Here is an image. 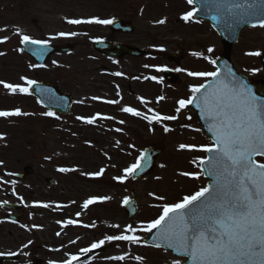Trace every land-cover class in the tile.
Returning a JSON list of instances; mask_svg holds the SVG:
<instances>
[{"label":"rangeland","instance_id":"1","mask_svg":"<svg viewBox=\"0 0 264 264\" xmlns=\"http://www.w3.org/2000/svg\"><path fill=\"white\" fill-rule=\"evenodd\" d=\"M193 7L187 0H0V29H6L0 31V37H9L7 42L0 44V52L4 53L0 55V80L23 83L19 77L26 76L36 81H52L60 90L75 97L70 112L57 119L41 115L47 110L39 106L32 96L10 94L0 85V110L19 107L30 113L28 116L0 117V133L4 135L0 139V202L16 200L14 202L20 203L23 211L22 221L17 226L3 221L2 246L6 253L17 255V264L34 263L36 259L40 260L39 264H50V260L58 264L64 258L56 254L68 252L73 241L82 238L84 246L89 247L105 235L119 234L127 224L135 227L156 218L161 211L156 205L174 203L205 186L207 178L203 175L198 179L180 175L182 172L199 171L191 160L205 156V153L180 150L178 145H203L210 141L199 129L195 113L189 106L179 114L175 108L178 99L191 95L190 85L205 82V78L192 77L187 73L214 71L209 60H215L222 47L216 32L206 22L195 18L187 22L181 19ZM93 16L111 20L123 17L133 24L134 32L111 36L108 24L67 23V19ZM161 19L165 20L164 24L156 23ZM17 27L34 39L53 37L49 44L59 46L73 42L75 47L70 54L51 55L43 67L30 68L29 65L35 63L23 51H17L22 46L19 35L15 34ZM58 32H76L78 35L58 37ZM239 36L238 42L232 46V62L264 92V69L260 65V56L246 55L254 51L264 54V28H243ZM108 37L122 44L138 46L147 52L146 56L142 59L125 58L119 63L101 58L94 52L92 41ZM209 47L213 48L211 53L207 51ZM178 52L182 59L178 65L166 61L168 54ZM193 52L201 55L193 56ZM205 56L209 59H204ZM114 66L116 72L122 73L121 76L107 73ZM168 66L174 70L183 69L177 71L178 83L170 84L162 79L160 70ZM252 68L260 71L255 74L247 71ZM153 76L157 79H150ZM94 96L102 99H91ZM161 96L164 99L157 102V97ZM138 97H143L147 103L142 104ZM107 100H119V103L108 104ZM124 106L144 113L152 108L162 115H178V118L149 124L140 117L122 112L120 109ZM96 113L114 119L106 120L100 127L102 129L79 124L78 116ZM120 120L124 123L120 124ZM165 126L171 131L164 132ZM116 128L122 131L116 132ZM145 145L162 149L151 173L137 180L129 176L123 183L113 180L112 177L121 175L122 169L135 162ZM62 167L76 170L60 172L58 169ZM102 167L105 172L101 177L84 174L99 171ZM26 168L28 174L24 172ZM9 173L24 174V177L19 180ZM46 178L56 180L54 189L45 183ZM60 178L67 180L70 186L64 193L62 190L66 185L60 183ZM11 181L15 183H9ZM131 194L137 201L138 210L129 219L123 201ZM90 196L109 199L83 209V201ZM157 196H163L164 200L156 199ZM34 202L51 206L43 208L35 206ZM1 211L6 212L4 209ZM64 213L78 221L80 230L75 229L76 224L57 223L69 220ZM93 223L95 227H85ZM113 224H119L120 229L111 228ZM67 225L74 227H71L73 233L65 232ZM138 234L144 239L152 233ZM97 249L96 264H141L133 258L137 255L144 258L143 264H171L175 258L184 259L161 248L146 244L129 245L123 241L106 243ZM125 252L129 255L123 261L109 259ZM49 253H54V257H49Z\"/></svg>","mask_w":264,"mask_h":264},{"label":"snow or ice","instance_id":"2","mask_svg":"<svg viewBox=\"0 0 264 264\" xmlns=\"http://www.w3.org/2000/svg\"><path fill=\"white\" fill-rule=\"evenodd\" d=\"M200 0H187L189 5ZM208 4H203L201 9L193 7L185 12L181 19L190 21L197 11H202ZM216 15L214 20L220 21L225 16H236L240 20L246 18L255 22L252 27L259 26L264 28V8H257L254 4H248L246 7L241 4L230 3L229 0H214ZM240 11L237 12L236 10ZM111 19H100L91 17L88 19H67L68 24H111ZM158 24H164L165 20L156 21ZM6 29H0L5 31ZM15 34L19 35L21 45H40L41 52L49 44V39H34L29 35L23 34L20 28L15 29ZM76 32H58L56 36H76ZM9 40L8 36L0 37V44ZM23 51V48L17 49ZM209 53L213 48L207 49ZM193 56H200L201 53L193 52ZM0 55L4 53L0 52ZM246 55L259 56V51L248 52ZM208 60V57H204ZM213 65L215 60H209ZM55 64L56 62L53 61ZM30 68L43 67V65L30 64ZM145 67H149L145 65ZM183 71V69H175ZM247 71L255 74L259 69L252 68ZM189 76L205 78L204 83L189 86L191 95L186 99L181 98L176 101L175 112L179 114L182 109L189 105H195L200 109L202 118L205 119L207 130L211 133L212 140L209 144L195 145L181 143L178 145L180 150L201 151L207 155L194 157L191 163L199 168L196 172H182L180 175L198 179L201 175L209 177V183L200 187L197 191L189 195H184L174 203H164L156 205L160 207V214L148 221L141 222L138 226L127 224L119 234L105 235L102 239L93 241L89 247L81 248L80 254L91 252L93 249L101 248L106 243L114 241L127 242L129 245H140L147 243L138 234L139 232L153 233L154 240L163 241L166 249L177 253L180 257L171 261V264H264V98L257 96L253 89L249 87L241 78L237 77L231 68L225 66V70L217 67L214 71H189ZM115 76H121L122 73H113ZM149 79V77H144ZM156 80L155 76L150 77ZM19 80L23 83H10L0 80L3 86L10 94L31 95L30 89L37 82L26 76H20ZM119 95V91H117ZM93 100H100L101 97H92ZM142 104L147 101L143 97H138ZM164 97H157V102ZM82 103V101H80ZM108 104H118L119 100H107ZM124 113L140 117L149 124L153 122L176 120L178 115H162L152 108L147 109V113L141 112L136 108L124 106L120 109ZM30 113L22 111L19 107L12 110H0V117H19L28 116ZM46 117H56V113L49 110L41 113ZM85 124H95L98 119L112 120V116H104L96 113L91 116H78ZM190 119V117H189ZM120 124L124 121L120 120ZM185 127H187L185 125ZM151 130V129H150ZM116 132L122 131L120 128ZM171 129L164 127V132ZM199 131V129H196ZM4 135L0 133V139ZM120 141H116L119 145ZM130 147H132L130 145ZM107 155V153H105ZM259 158V159H258ZM147 157L141 152L136 157L134 163L122 169V174L112 177L113 180L123 183L129 176H134L138 169L142 168V161ZM164 167V165H160ZM60 172H71L76 169L59 168ZM105 172L102 167L99 171L84 173L90 177H101ZM8 175H13L9 173ZM9 183L14 184L15 181ZM15 194V192L13 193ZM153 196V193H149ZM21 202H23V199ZM106 196H90L82 204L83 209L97 202L108 200ZM156 199L164 200L163 196H157ZM128 198L125 197L123 203L128 204ZM3 204L8 201L0 202ZM35 206L49 208L48 203L34 202ZM57 207H61L57 205ZM77 217L80 213H76ZM57 223L76 224V220L57 221ZM85 227H95L85 225ZM113 229H120L119 224L110 225ZM60 233H57L59 236ZM31 243V242H29ZM74 243V242H73ZM160 248L161 244L154 245ZM2 255V253H0ZM129 253L109 257L117 261H123ZM136 261L143 264L142 256L133 257ZM79 256L70 255L68 259L60 264H73L78 261ZM56 264V262H50Z\"/></svg>","mask_w":264,"mask_h":264},{"label":"water","instance_id":"3","mask_svg":"<svg viewBox=\"0 0 264 264\" xmlns=\"http://www.w3.org/2000/svg\"><path fill=\"white\" fill-rule=\"evenodd\" d=\"M230 3L234 4H241L244 5L245 7L248 4H254L257 8H264V0H229ZM203 4H208V7H204L202 11H197V13L194 14L195 18H201L203 20H206L216 31L218 36L220 37L223 51L221 53V56L216 59V68L219 67L221 68L222 71L225 70V66L228 68H231L232 71L236 74L237 77L241 78L246 84L249 85L254 91V93L259 96L264 98V93L258 92L255 89V86L246 78L244 75L242 76L239 74L237 69L234 67V65L231 62L230 54H231V46L235 42H237L239 38V32L241 31L242 28L244 27H252L251 24L255 22L252 19L246 18L245 20H240L238 17L233 16V17H228L225 16L222 20L217 21L213 19V16L216 15V10L214 7V0H200V2H194V6L199 10L202 8ZM237 12L240 10L237 9ZM110 30L111 31H119V32H126V33H132L133 28L130 22L127 21H122L115 19L111 24H109ZM94 47L96 51L99 53H104L107 55H115L118 58L123 57L125 54L135 56V55H142L144 51L138 49V48H132L127 45H120L117 43H109L105 41H95ZM23 51L30 56H32L37 63H45L47 58L49 57L50 54L52 53H60V52H70L72 49V44L66 45V46H55L48 44L46 48L43 49V54H40L41 52V46L40 45H23L22 46ZM168 60L170 62H175L178 63L181 58V56L178 55H169ZM261 63L262 67H264V56H261ZM163 71V76L164 79L167 82L171 83H176L177 81V75L175 74L174 71H171L170 69H165ZM31 95H34L35 98L38 99L39 103L45 107L46 109L53 110L54 112L58 114H66L69 110V106L72 102V97L63 91H59L58 87H56L55 84L53 83H47V82H37L35 85L32 86L30 89ZM192 107L197 113V117L199 119V123L201 124V128L204 129L205 133L208 134L210 139L212 140L211 133L208 132L207 130V125L206 121L204 118H202L200 109L196 108L195 105H189ZM147 157L146 160H143L142 163V168L138 169L136 174L134 176H131L133 180L139 179L141 176L147 174L149 171H151V168L153 166L155 157L160 154V151L155 149L154 147L150 146L144 149L143 151ZM207 155V154H206ZM26 172H28V169H26ZM204 177H209L207 175H204ZM49 182H51L49 180ZM210 181L208 180L206 185ZM128 204H124V209L128 215V218H131V216H134L136 214L137 206H136V201L134 198L128 199ZM5 207L9 208H16L19 209L18 204H2ZM8 218H11L10 220L12 221H17L18 218L15 217V215H8ZM155 230L153 231V234L145 239L147 243H144L149 246H153L157 243L161 244L160 248L166 249L163 245V241L161 240H154L153 235H154ZM170 250V249H167ZM171 251V250H170ZM172 254L178 255L177 253H174L171 251ZM179 256V255H178ZM17 259L16 256L14 255H6L4 258L0 260V264H3L4 260L5 261H15ZM40 260H36L34 264H39Z\"/></svg>","mask_w":264,"mask_h":264},{"label":"flooded vegetation","instance_id":"4","mask_svg":"<svg viewBox=\"0 0 264 264\" xmlns=\"http://www.w3.org/2000/svg\"><path fill=\"white\" fill-rule=\"evenodd\" d=\"M116 18H119V17H116ZM121 20H125L123 17L122 18H120ZM108 29V28H107ZM110 34H111V36H112V34H117V35H122L123 36V34H125V33H123V34H121V33H111L110 32ZM107 40H109V41H115V40H111V38L110 37H108V39ZM95 52V51H94ZM96 53V52H95ZM101 58H107L108 59V61H111V62H113V63H119V62H121V60H124L125 58H137V59H142V58H144V56H146V55H143V56H135V57H131V56H128V55H125L123 58H117V57H115V56H106V55H100V54H98ZM112 68H113V71H111L112 70ZM115 66L114 67H111V68H109L110 70L107 72L109 75L110 74H113V73H116V70H115ZM103 69V68H102ZM104 70H105V68H104ZM115 76V75H114ZM111 78V77H110ZM255 84H256V86H257V83L255 82ZM34 99V98H33ZM35 100V99H34ZM99 121L101 122V125L103 124V123H105L106 122V120H101V119H99ZM100 125V126H101ZM100 126H99V128H100ZM100 129H102V128H100ZM15 177H16V175L15 174H13ZM71 175V174H70ZM22 177H24V176H22ZM16 178H19V180H22V178H20V177H16ZM61 179V178H60ZM55 180V179H54ZM45 183L46 184H48V186L51 188V189H54L55 188V185H56V180L54 181V183H48L47 182V178L45 179ZM59 183V182H58ZM60 183L62 184V185H66V187H65V189L64 190H62V193H64V191H66L67 189H69L70 188V186H69V183H67V180L66 181H63L62 179L60 180ZM8 201H10V202H14V201H16V200H10V199H8ZM2 209H4V210H6V212H4V213H2ZM10 210L9 209H7L6 207H1V203H0V253H2V255H0V258H3L4 257V255L6 254V251L3 249V246H2V243H3V235H4V231H5V229H4V220L6 221V223L7 224H9V225H11V226H17L19 223H21V218H23L22 217V210L21 211H19L18 212V217H19V221L17 222V223H10L9 221H8V218H7V213L9 212ZM4 214V215H3ZM64 216H66V217H68L69 219H71V220H73V216L72 215H67V213H64ZM68 226V225H67ZM70 226V225H69ZM67 227V229H66V231L65 232H69V233H73V226H71V227H73V228H71V227ZM75 229L76 230H78L79 229V225H78V223H76V225H75ZM80 230V229H79ZM49 231V229L47 230V232ZM9 233H10V231H8ZM9 233L7 234V235H9ZM74 242V241H73ZM69 249H68V252H62V253H60V252H58L56 255L58 256V255H63V258H64V260L65 259H68V257L70 256V255H77V256H79V260L78 261H75V262H73V264H96V259L98 258V254H99V249H93L89 254H90V258L89 259H87V260H83V258H84V255H86V253L85 254H83V255H81L80 254V249L81 248H85V246H84V240L82 239V238H79L78 239V241L77 242H74V243H72V244H70L69 246ZM54 253H49V257L51 256V257H54ZM63 261V260H62ZM62 261H58V262H62ZM50 262H55V261H53V260H50ZM58 264H60V263H58Z\"/></svg>","mask_w":264,"mask_h":264},{"label":"trees","instance_id":"5","mask_svg":"<svg viewBox=\"0 0 264 264\" xmlns=\"http://www.w3.org/2000/svg\"><path fill=\"white\" fill-rule=\"evenodd\" d=\"M97 125L100 126L101 122L99 120L96 121Z\"/></svg>","mask_w":264,"mask_h":264}]
</instances>
